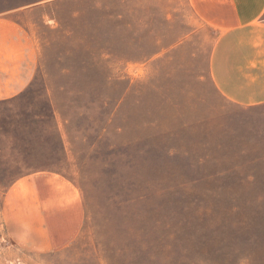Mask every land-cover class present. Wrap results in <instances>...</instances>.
I'll return each mask as SVG.
<instances>
[{
  "label": "rangeland",
  "instance_id": "1",
  "mask_svg": "<svg viewBox=\"0 0 264 264\" xmlns=\"http://www.w3.org/2000/svg\"><path fill=\"white\" fill-rule=\"evenodd\" d=\"M39 70L0 101V264H264V104L209 74L219 31L189 0H0ZM62 173L83 197L78 237L16 248L7 189Z\"/></svg>",
  "mask_w": 264,
  "mask_h": 264
},
{
  "label": "crops",
  "instance_id": "2",
  "mask_svg": "<svg viewBox=\"0 0 264 264\" xmlns=\"http://www.w3.org/2000/svg\"><path fill=\"white\" fill-rule=\"evenodd\" d=\"M195 14L220 33L209 58L217 91L241 106L264 104V0H189ZM13 12L0 14V101L17 97L39 70V50ZM86 218L81 191L62 173L40 171L5 192L1 221L16 248L62 250Z\"/></svg>",
  "mask_w": 264,
  "mask_h": 264
}]
</instances>
